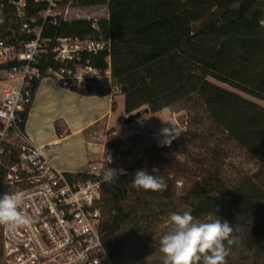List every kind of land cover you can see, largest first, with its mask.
<instances>
[{
  "label": "trees",
  "instance_id": "16d2710c",
  "mask_svg": "<svg viewBox=\"0 0 264 264\" xmlns=\"http://www.w3.org/2000/svg\"><path fill=\"white\" fill-rule=\"evenodd\" d=\"M4 3L0 36L14 30L20 39L33 38L34 34H19L20 19L9 0ZM99 4L107 5L109 17L98 20L96 28L93 20L45 24L42 37L50 39V46L37 63L43 74L75 64H89L105 72L110 60L111 84L105 77L93 79L82 89L64 87L83 95L104 96L115 85L124 96V112L135 113L134 118L141 116L143 106L148 113L177 104L191 111L185 133L164 146L144 140L132 161L115 162L117 172L122 169L126 175L103 184L102 229L112 258L117 264H136L140 255L152 252L147 239L152 222L162 211L183 205L200 221L221 218L238 229L233 235L239 237V243L230 246L229 264H264V185L253 180L233 185L223 169L225 146L234 144L256 159L259 172H264V106L210 79L264 100V70L257 76L243 73L257 67L254 65H264V0L73 2L77 7ZM44 8V4L28 0L25 20ZM101 36L110 41V51L84 52L68 65L54 58L52 48L58 38ZM14 64L16 61L1 64L0 70ZM39 83L35 82L33 96ZM31 105L32 101L20 113L21 130ZM106 147L114 148L116 155L120 152L113 143ZM191 148L202 151L204 162L186 168L191 180L179 191L178 170L183 165L167 158ZM154 167L167 185L165 190L131 186L137 169L151 173ZM8 191L0 168V195Z\"/></svg>",
  "mask_w": 264,
  "mask_h": 264
},
{
  "label": "built area",
  "instance_id": "2783aa9c",
  "mask_svg": "<svg viewBox=\"0 0 264 264\" xmlns=\"http://www.w3.org/2000/svg\"><path fill=\"white\" fill-rule=\"evenodd\" d=\"M45 8L25 20L28 0H9L20 19L19 34H34L20 39L16 31L0 36V65L16 61L5 73L0 96V168L5 172L9 193L21 192V210L33 218L26 228L9 231L0 228V264H117L104 240L101 205L103 176L109 168L97 162L82 173L56 168L32 137L19 127L20 113L33 100L36 81L84 88L93 79L106 75L111 81V63L105 72L89 64L48 69L37 66L49 49L50 39L42 37L46 23L69 21L75 0H33ZM4 0H0V24ZM71 21V20H70ZM96 22L93 26L96 28ZM1 26V25H0ZM52 48L56 61L68 65L84 52L110 51V41L100 38H58ZM74 47V48H73ZM114 169L115 168H110Z\"/></svg>",
  "mask_w": 264,
  "mask_h": 264
},
{
  "label": "rangeland",
  "instance_id": "374dc122",
  "mask_svg": "<svg viewBox=\"0 0 264 264\" xmlns=\"http://www.w3.org/2000/svg\"><path fill=\"white\" fill-rule=\"evenodd\" d=\"M109 17L108 7L106 4H99L94 6L85 7H73L70 13L67 15V19L73 20H93L98 21ZM264 24V23H263ZM74 48V47H73ZM256 68L251 70H243V73H247L248 76H257L258 72L262 73L264 65H254ZM5 73H0V96L1 90L5 85ZM106 75H103L99 80L105 79ZM216 84H219L228 89L234 90L242 94L243 96L250 98L264 106V100L251 97L247 93L238 91L231 86L219 82L210 78ZM112 82L108 79V84ZM112 91L117 95L116 101L118 109L122 112L121 126L116 131H109V135L106 141L107 143H113L115 147H119V154H115L114 148H107L101 163L106 168H115V162L121 163L123 160L132 161L136 155L140 145L144 140L147 143H156L159 146L169 144L174 138L180 134L185 133L189 128V117L191 111L186 109L184 104H177L171 108H164L157 113L144 112L146 106L139 109L142 112L141 116L134 118L131 122H126L130 115L124 112V96L122 97L120 89L117 86H112ZM135 115L132 114V116ZM134 117V116H133ZM227 148V154L224 159L223 169L227 173L229 181L233 185H239L248 182L257 181L261 185H264V172L260 171V164L247 154L244 150L237 148L234 144L225 146ZM124 151L125 154L121 152ZM170 162H177L183 167L179 169V178L177 182V188L182 191L185 185L191 180L190 174L187 172V167H197L203 165V153L200 149L191 148L186 153L172 155L167 158ZM260 179V180H259ZM259 185V184H258ZM190 210L183 205L173 207L168 210H164L160 215L152 222L147 239L152 244V252L140 255V258L136 264H163V254L160 252V238L162 235L170 230L169 216L171 213H183ZM214 220L210 217L206 220ZM233 257V256H230ZM237 255L234 256V258ZM230 259V258H228ZM227 259V264L229 260Z\"/></svg>",
  "mask_w": 264,
  "mask_h": 264
},
{
  "label": "crops",
  "instance_id": "0c3cea01",
  "mask_svg": "<svg viewBox=\"0 0 264 264\" xmlns=\"http://www.w3.org/2000/svg\"><path fill=\"white\" fill-rule=\"evenodd\" d=\"M116 97L83 95L42 80L24 130L56 168L82 173L103 159L109 131L121 126Z\"/></svg>",
  "mask_w": 264,
  "mask_h": 264
},
{
  "label": "clouds",
  "instance_id": "9594fccd",
  "mask_svg": "<svg viewBox=\"0 0 264 264\" xmlns=\"http://www.w3.org/2000/svg\"><path fill=\"white\" fill-rule=\"evenodd\" d=\"M158 168L149 173L146 169H137L132 176L131 186L145 191H163L167 185L162 176L157 175ZM120 175H126L121 169H108L103 179L113 181ZM24 196L21 192H5L0 195V226L9 231L26 228L33 218L22 210ZM170 230L160 238V252L163 264H227L230 246L239 243V237L233 235L238 229L227 220L214 219L200 221L190 212L171 213Z\"/></svg>",
  "mask_w": 264,
  "mask_h": 264
},
{
  "label": "water",
  "instance_id": "95a60500",
  "mask_svg": "<svg viewBox=\"0 0 264 264\" xmlns=\"http://www.w3.org/2000/svg\"><path fill=\"white\" fill-rule=\"evenodd\" d=\"M133 119H134V117L132 116V115H130L129 117H128V119H127V121L126 122H131V121H133Z\"/></svg>",
  "mask_w": 264,
  "mask_h": 264
}]
</instances>
